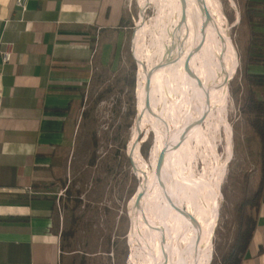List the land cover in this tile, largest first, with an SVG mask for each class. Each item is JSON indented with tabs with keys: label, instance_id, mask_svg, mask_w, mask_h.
Here are the masks:
<instances>
[{
	"label": "bare ground",
	"instance_id": "obj_1",
	"mask_svg": "<svg viewBox=\"0 0 264 264\" xmlns=\"http://www.w3.org/2000/svg\"><path fill=\"white\" fill-rule=\"evenodd\" d=\"M150 4L156 13L147 22ZM217 8V0H137L130 40L138 65L137 115L127 153L141 182L127 216L132 254L143 264H209L212 258L221 185L233 156L228 85L239 67ZM155 55L157 63L147 67ZM147 124L155 133L148 166L138 151Z\"/></svg>",
	"mask_w": 264,
	"mask_h": 264
},
{
	"label": "crops",
	"instance_id": "obj_2",
	"mask_svg": "<svg viewBox=\"0 0 264 264\" xmlns=\"http://www.w3.org/2000/svg\"><path fill=\"white\" fill-rule=\"evenodd\" d=\"M124 1L0 0V264H62L51 185L93 58L105 60L125 29ZM241 264H264V201Z\"/></svg>",
	"mask_w": 264,
	"mask_h": 264
},
{
	"label": "rangeland",
	"instance_id": "obj_3",
	"mask_svg": "<svg viewBox=\"0 0 264 264\" xmlns=\"http://www.w3.org/2000/svg\"><path fill=\"white\" fill-rule=\"evenodd\" d=\"M217 1L215 17L228 28L238 54L239 67L228 85L227 120L233 133V156L221 185L222 200L214 228L212 257L214 242L225 239L234 229L232 211L240 197L239 186L248 179L252 187L258 176V165L250 151L254 145L240 112L241 100L246 93L241 55L249 38L248 28L242 21L243 0ZM124 2L126 17L122 25L125 29L118 43L108 49L105 60L99 63L93 58L91 78L72 113L74 135L68 150L63 152L58 181L51 185L58 197L56 213L61 229H74L68 246L64 248L62 264H143L138 256L132 254L128 240V207L141 178L134 172L127 153L137 113L138 65L129 46L136 25L137 0ZM155 13L156 7L150 4L145 14L146 21L150 22ZM149 42L147 39V46L153 50L154 44ZM157 61L158 56L155 55L145 65L153 66ZM138 138L139 153L148 165L151 163L154 133L144 127ZM146 140L150 143L145 156L141 144ZM217 152L221 158L225 155L223 127L218 133ZM203 166L199 158L197 170H202ZM122 241L127 246L126 257L121 253Z\"/></svg>",
	"mask_w": 264,
	"mask_h": 264
},
{
	"label": "trees",
	"instance_id": "obj_4",
	"mask_svg": "<svg viewBox=\"0 0 264 264\" xmlns=\"http://www.w3.org/2000/svg\"><path fill=\"white\" fill-rule=\"evenodd\" d=\"M243 23L248 28L249 38L241 55L243 79L246 93L240 104L244 116L254 159L258 165V176L251 187L249 180L239 186L240 197L233 205L234 229L225 239L214 242V254L210 264H241L257 224L258 212L264 201V0H243ZM132 67H134V64ZM133 74V73H132ZM134 82L132 75L131 84ZM149 141L142 142L141 151L146 156ZM121 225V223H120ZM74 229L62 230V248ZM121 253L127 255L125 241Z\"/></svg>",
	"mask_w": 264,
	"mask_h": 264
},
{
	"label": "built area",
	"instance_id": "obj_5",
	"mask_svg": "<svg viewBox=\"0 0 264 264\" xmlns=\"http://www.w3.org/2000/svg\"><path fill=\"white\" fill-rule=\"evenodd\" d=\"M16 2H17L18 6H22L23 7V5H24L23 0H16ZM12 53L13 52H12L10 47H8L7 49L3 50L2 54H1L2 55V61L3 62H9L11 60V58H12Z\"/></svg>",
	"mask_w": 264,
	"mask_h": 264
},
{
	"label": "water",
	"instance_id": "obj_6",
	"mask_svg": "<svg viewBox=\"0 0 264 264\" xmlns=\"http://www.w3.org/2000/svg\"><path fill=\"white\" fill-rule=\"evenodd\" d=\"M137 16H138V11H137ZM131 40V39H130ZM129 46H130V44H129ZM131 55H132V57H133V59H134V56H133V54H132V52H131ZM134 61H135V59H134ZM135 63H136V61H135ZM137 64V63H136ZM156 94H158V91H156ZM137 115V114H136ZM147 126H148V128H149V130L150 131H152L153 133H154V127L152 126V124L150 125V124H147ZM154 140H155V133H154ZM138 151H139V144H138ZM148 166V165H147ZM129 222V221H128ZM211 261V260H210Z\"/></svg>",
	"mask_w": 264,
	"mask_h": 264
}]
</instances>
